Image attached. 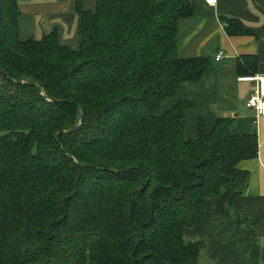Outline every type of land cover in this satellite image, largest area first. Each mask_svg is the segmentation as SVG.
<instances>
[{"label": "trees", "instance_id": "16d2710c", "mask_svg": "<svg viewBox=\"0 0 264 264\" xmlns=\"http://www.w3.org/2000/svg\"><path fill=\"white\" fill-rule=\"evenodd\" d=\"M77 4L78 48L56 32L21 41L18 0H0V264H199L207 199L253 234L233 210L257 156L254 134L218 118L197 137L184 125L194 103L168 110L181 85L198 82L209 57L178 56L187 0ZM228 36L249 34L223 19ZM253 75L255 57L237 61Z\"/></svg>", "mask_w": 264, "mask_h": 264}, {"label": "crops", "instance_id": "0c3cea01", "mask_svg": "<svg viewBox=\"0 0 264 264\" xmlns=\"http://www.w3.org/2000/svg\"><path fill=\"white\" fill-rule=\"evenodd\" d=\"M195 8V16L178 21L180 58L209 57L210 66L198 82L180 86L163 110L179 102L190 101L194 108L185 118V137H197V120L203 119L210 131L218 118L232 122V133L254 134L257 156L242 161L237 169L247 172L246 192L233 202V210L253 224L250 235L244 226L235 225L217 213L219 200L207 199L200 224L185 228L189 240L205 244L203 264H264V116L256 117L246 102L256 90V82L240 78H264V0H187ZM85 12H94L95 0H18V22L21 41L40 40L56 32L63 46L78 48L77 4ZM223 19H235L249 34L228 36ZM223 58L216 62L215 56ZM244 56L255 57L257 70L253 75H238L237 61Z\"/></svg>", "mask_w": 264, "mask_h": 264}, {"label": "built area", "instance_id": "2783aa9c", "mask_svg": "<svg viewBox=\"0 0 264 264\" xmlns=\"http://www.w3.org/2000/svg\"><path fill=\"white\" fill-rule=\"evenodd\" d=\"M208 6H214L215 0H205ZM223 58L221 53L215 56L216 62ZM241 81L256 82V90L252 92L246 102V107L250 110H254L256 117L264 116V78L244 77L240 78Z\"/></svg>", "mask_w": 264, "mask_h": 264}, {"label": "rangeland", "instance_id": "374dc122", "mask_svg": "<svg viewBox=\"0 0 264 264\" xmlns=\"http://www.w3.org/2000/svg\"><path fill=\"white\" fill-rule=\"evenodd\" d=\"M167 103H168V102H167ZM167 103H166V104H167ZM166 104L163 106V108H165ZM187 240H189V239H187ZM199 264H203V254H202V256L200 257Z\"/></svg>", "mask_w": 264, "mask_h": 264}]
</instances>
